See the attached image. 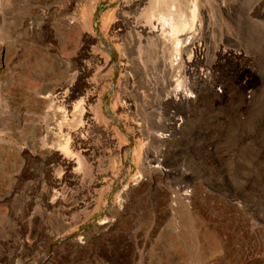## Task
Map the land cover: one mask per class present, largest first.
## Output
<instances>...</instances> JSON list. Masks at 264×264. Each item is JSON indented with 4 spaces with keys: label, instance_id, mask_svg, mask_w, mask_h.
Segmentation results:
<instances>
[{
    "label": "rangeland",
    "instance_id": "obj_1",
    "mask_svg": "<svg viewBox=\"0 0 264 264\" xmlns=\"http://www.w3.org/2000/svg\"><path fill=\"white\" fill-rule=\"evenodd\" d=\"M94 1L0 0V264H264V0Z\"/></svg>",
    "mask_w": 264,
    "mask_h": 264
},
{
    "label": "bare ground",
    "instance_id": "obj_2",
    "mask_svg": "<svg viewBox=\"0 0 264 264\" xmlns=\"http://www.w3.org/2000/svg\"><path fill=\"white\" fill-rule=\"evenodd\" d=\"M98 0L94 1L93 3V10H95L96 5ZM141 3V2H140ZM220 3V2H218ZM136 5V4H134ZM132 2H130L128 4L129 7H133L134 6ZM259 6V5H258ZM139 7V6H138ZM221 7V6H220ZM256 7V6H255ZM130 8V9H131ZM256 9V8H255ZM182 14L184 13L185 18L181 19ZM259 11V10H258ZM160 12V11H159ZM163 12V11H161ZM136 13V11H135ZM5 15L8 16V18H11L13 16V13L9 10L6 9L5 10ZM164 16V12L162 14H160V18L163 20V25H162V29H161V33L159 35H157L155 37V40L157 41V45L162 46L164 44H166V40L168 41L172 36H174L177 32H179L180 30L184 29L186 26V22L189 19V17L191 16V10L189 9V5L187 0H167V19L163 18ZM188 16V17H187ZM95 17H97L96 12H95V16H94V21H95ZM187 17V18H186ZM186 20V22L184 21ZM129 23V22H128ZM167 25V31L164 32L163 31V27ZM209 25V24H208ZM218 26V25H217ZM188 35V34H187ZM195 36V33L191 34V37H188V40H192ZM151 37V35H150ZM185 38V37H184ZM177 39V38H176ZM186 39V38H185ZM178 40V39H177ZM176 40V41H177ZM183 41L182 39L179 38L178 42L174 43V45H171L169 43V45L167 48V51L169 50L170 53L172 55L177 54L178 50H177V45L179 44V42ZM148 42V41H147ZM151 43V42H150ZM213 44V43H212ZM173 46V47H172ZM179 46V45H178ZM172 50V51H171ZM108 53L110 54V56L114 59L115 61V53L114 51L109 48V50L107 49ZM129 55V54H128ZM173 58H169L167 61V64L169 66H171L173 64ZM182 96L184 97L186 95V93H181ZM53 153V152H52ZM51 152H48V157H50V155H53ZM52 161V160H51ZM67 237V236H66Z\"/></svg>",
    "mask_w": 264,
    "mask_h": 264
},
{
    "label": "built area",
    "instance_id": "obj_3",
    "mask_svg": "<svg viewBox=\"0 0 264 264\" xmlns=\"http://www.w3.org/2000/svg\"><path fill=\"white\" fill-rule=\"evenodd\" d=\"M26 25H31L30 22H25ZM185 121V116L183 113L178 112L176 107H172L167 110V123L166 128L162 129L160 132H156L155 137L160 141H167L170 139L172 132L174 130L180 129Z\"/></svg>",
    "mask_w": 264,
    "mask_h": 264
},
{
    "label": "water",
    "instance_id": "obj_4",
    "mask_svg": "<svg viewBox=\"0 0 264 264\" xmlns=\"http://www.w3.org/2000/svg\"><path fill=\"white\" fill-rule=\"evenodd\" d=\"M95 20H96V17H95Z\"/></svg>",
    "mask_w": 264,
    "mask_h": 264
}]
</instances>
